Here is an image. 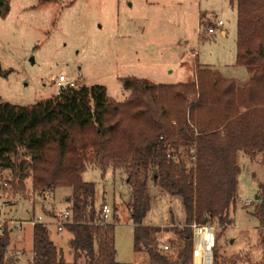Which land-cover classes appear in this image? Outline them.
Instances as JSON below:
<instances>
[{
	"label": "trees",
	"instance_id": "obj_1",
	"mask_svg": "<svg viewBox=\"0 0 264 264\" xmlns=\"http://www.w3.org/2000/svg\"><path fill=\"white\" fill-rule=\"evenodd\" d=\"M9 2L0 0V17L8 14ZM230 3L237 15L234 64L249 74L241 84L217 69L198 66L187 82L122 76L128 95L121 102L100 83L66 88L28 105L0 101V172L10 169L12 174L2 186L24 194V180L30 178L32 191L40 195L70 188L69 218L61 230L71 235L72 261L59 251L47 225L32 216V264H121L115 258L114 223L100 221L95 184L82 177L89 165L102 177L110 170L124 173L136 250L158 230L143 223L150 209L149 180L182 199L181 264L192 262L193 222L216 225L221 232L233 223L237 153L252 159L264 153V0ZM7 73L0 67V75ZM256 196L251 215L263 230L264 247V181ZM2 225L0 264H15L13 232ZM146 251L152 264L178 262L152 246Z\"/></svg>",
	"mask_w": 264,
	"mask_h": 264
},
{
	"label": "rangeland",
	"instance_id": "obj_2",
	"mask_svg": "<svg viewBox=\"0 0 264 264\" xmlns=\"http://www.w3.org/2000/svg\"><path fill=\"white\" fill-rule=\"evenodd\" d=\"M236 18L230 0H10L8 14L0 17V67L8 71L0 75V101L28 105L50 99L56 95L54 80L60 75L77 86L100 83L120 102L128 95L120 80L126 75L156 83L187 82L198 66H209L241 84L249 74L234 64ZM218 19L224 23L225 36L219 32L221 27L213 34L202 31ZM237 161L238 199H255L258 184L264 181V153L252 159L239 151ZM11 177L10 169L0 172V224L12 227L19 220L40 216L50 238L71 262V235L57 228L60 214L67 212L70 188L40 195L26 178L25 193H15L2 186ZM82 177L94 182L96 205L105 202L111 208L108 221L114 223L118 262L152 264L147 245L180 259L183 237L179 230L185 212L179 195L147 182L150 209L143 223L158 230L149 235L147 245L142 241V248L136 250L126 205L131 189L124 173L110 170L102 177L98 168L89 165ZM253 205L242 206L237 200L233 223L222 232L214 228L218 258L213 264H264L263 230L251 215ZM30 229L29 224L28 245ZM12 231L10 248L23 250L19 264H30L25 260L29 250L25 240ZM163 243L169 245L167 250Z\"/></svg>",
	"mask_w": 264,
	"mask_h": 264
},
{
	"label": "built area",
	"instance_id": "obj_3",
	"mask_svg": "<svg viewBox=\"0 0 264 264\" xmlns=\"http://www.w3.org/2000/svg\"><path fill=\"white\" fill-rule=\"evenodd\" d=\"M223 21L221 19H218L214 21V23H207V26L202 28V31L207 34H213L215 32V29L217 27H221L223 25ZM199 27L200 22H199ZM201 32V29L199 31V34ZM55 84L57 85V92L56 94H59L61 91L65 90L66 88H76L78 87L75 82L70 81L66 79L63 75H60L58 78L54 80ZM169 156V154H168ZM4 185L6 183L4 182ZM242 206H249L252 205L253 199H246V200H240L238 199ZM91 206H88L87 209H90ZM111 216V208L107 203H101L100 204V215L99 219L100 221H108V219ZM69 218V212H65L63 214H60L59 222L57 223L58 230H61L63 222H65ZM40 221V216L36 219ZM35 220H32V225ZM10 222V221H9ZM192 226V262L191 264H213V252L215 247V241L216 237L214 238L213 235L215 231L216 225L211 224H201L197 222H193L191 224ZM7 228L13 232L12 230L19 231L21 228V222H15L14 226L10 227L7 226ZM4 231V226L0 224V232ZM163 249H168L169 245L166 243L162 244ZM22 252L20 250H16L14 252V258H15V264H17V260H20ZM33 256H31L30 264H32Z\"/></svg>",
	"mask_w": 264,
	"mask_h": 264
},
{
	"label": "crops",
	"instance_id": "obj_4",
	"mask_svg": "<svg viewBox=\"0 0 264 264\" xmlns=\"http://www.w3.org/2000/svg\"><path fill=\"white\" fill-rule=\"evenodd\" d=\"M232 5V4H231ZM219 32H220V34L222 35V36H225L226 34H227V32H226V30H225V28L224 27H222L221 26V28H220V30H219ZM194 54V53H193ZM222 74V73H221ZM31 217H29L28 219H26V220H28V222L29 223H26V220H19L18 222H21V228L19 229V231H17V234H16V237H18V238H20V236H21V238H23L25 241H24V243H25V246L27 247V248H29V250H27V253H28V255H26V258H25V260H28L29 262H30V260H31V256H32V218L30 219ZM29 224L31 225V245H28L27 244V241H28V238H27V225L29 226ZM18 250H20L21 252L23 251L22 249H18ZM12 254H13V251H12ZM24 255H23V252H22V254H21V258H20V260H17V264H19V262L21 261V260H23L22 259V257H23ZM24 260V261H25Z\"/></svg>",
	"mask_w": 264,
	"mask_h": 264
},
{
	"label": "water",
	"instance_id": "obj_5",
	"mask_svg": "<svg viewBox=\"0 0 264 264\" xmlns=\"http://www.w3.org/2000/svg\"><path fill=\"white\" fill-rule=\"evenodd\" d=\"M257 198V196L255 195V199ZM0 216H1V210H0Z\"/></svg>",
	"mask_w": 264,
	"mask_h": 264
}]
</instances>
